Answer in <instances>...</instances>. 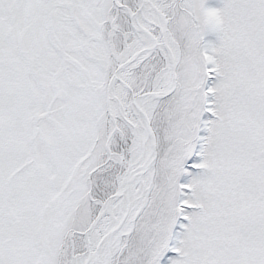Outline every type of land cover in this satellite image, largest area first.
I'll return each mask as SVG.
<instances>
[{
  "label": "snow or ice",
  "instance_id": "1",
  "mask_svg": "<svg viewBox=\"0 0 264 264\" xmlns=\"http://www.w3.org/2000/svg\"><path fill=\"white\" fill-rule=\"evenodd\" d=\"M0 264H264V0H0Z\"/></svg>",
  "mask_w": 264,
  "mask_h": 264
},
{
  "label": "rangeland",
  "instance_id": "2",
  "mask_svg": "<svg viewBox=\"0 0 264 264\" xmlns=\"http://www.w3.org/2000/svg\"><path fill=\"white\" fill-rule=\"evenodd\" d=\"M224 0H207V6L213 8H222ZM206 39H215L214 36L206 37Z\"/></svg>",
  "mask_w": 264,
  "mask_h": 264
}]
</instances>
